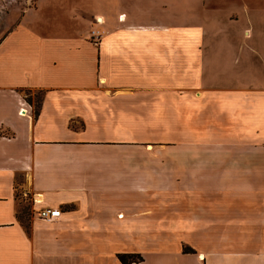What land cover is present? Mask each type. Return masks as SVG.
Returning a JSON list of instances; mask_svg holds the SVG:
<instances>
[{
  "label": "crops",
  "instance_id": "1",
  "mask_svg": "<svg viewBox=\"0 0 264 264\" xmlns=\"http://www.w3.org/2000/svg\"><path fill=\"white\" fill-rule=\"evenodd\" d=\"M9 5L0 264H264V0Z\"/></svg>",
  "mask_w": 264,
  "mask_h": 264
},
{
  "label": "rangeland",
  "instance_id": "2",
  "mask_svg": "<svg viewBox=\"0 0 264 264\" xmlns=\"http://www.w3.org/2000/svg\"><path fill=\"white\" fill-rule=\"evenodd\" d=\"M14 1H20V0H0V18H2L4 16V13L8 11L9 7H10V3H13ZM97 2H100L102 0H95ZM97 9L101 10V7H99L97 5ZM1 20V19H0ZM22 94L25 97L31 98L33 102L37 101L40 97V93L38 90H23ZM16 195H18V192H16ZM25 205H22V211L18 212V219L20 221V223L26 228V231H28V224H29V209H28V205L26 204V207H24ZM24 207V208H23ZM132 259L135 260V257H132Z\"/></svg>",
  "mask_w": 264,
  "mask_h": 264
},
{
  "label": "trees",
  "instance_id": "3",
  "mask_svg": "<svg viewBox=\"0 0 264 264\" xmlns=\"http://www.w3.org/2000/svg\"><path fill=\"white\" fill-rule=\"evenodd\" d=\"M27 100L29 101V99L27 98ZM37 102V101H36ZM32 113L35 116L37 113V105H33L32 107ZM182 251L184 252H188V251H192L190 248H188L187 246H183L182 247ZM132 257H136V259H132ZM117 259L120 263L122 264H126V263H130L132 261H136V260H140V257L137 255H133V254H127V253H119L117 254Z\"/></svg>",
  "mask_w": 264,
  "mask_h": 264
},
{
  "label": "built area",
  "instance_id": "4",
  "mask_svg": "<svg viewBox=\"0 0 264 264\" xmlns=\"http://www.w3.org/2000/svg\"><path fill=\"white\" fill-rule=\"evenodd\" d=\"M60 211L57 208H40L37 216L43 220H52L59 216Z\"/></svg>",
  "mask_w": 264,
  "mask_h": 264
},
{
  "label": "bare ground",
  "instance_id": "5",
  "mask_svg": "<svg viewBox=\"0 0 264 264\" xmlns=\"http://www.w3.org/2000/svg\"><path fill=\"white\" fill-rule=\"evenodd\" d=\"M101 20V18H97V21H100Z\"/></svg>",
  "mask_w": 264,
  "mask_h": 264
}]
</instances>
